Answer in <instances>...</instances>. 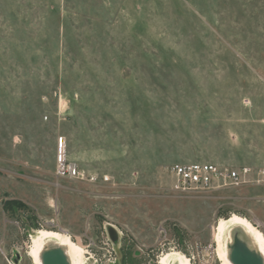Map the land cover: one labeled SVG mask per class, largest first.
Returning <instances> with one entry per match:
<instances>
[{
	"label": "rangeland",
	"instance_id": "rangeland-1",
	"mask_svg": "<svg viewBox=\"0 0 264 264\" xmlns=\"http://www.w3.org/2000/svg\"><path fill=\"white\" fill-rule=\"evenodd\" d=\"M60 135L95 182L56 177ZM192 163L264 167V0H0V264L39 229L87 264H219L232 215L264 237V185L178 194Z\"/></svg>",
	"mask_w": 264,
	"mask_h": 264
},
{
	"label": "bare ground",
	"instance_id": "bare-ground-1",
	"mask_svg": "<svg viewBox=\"0 0 264 264\" xmlns=\"http://www.w3.org/2000/svg\"><path fill=\"white\" fill-rule=\"evenodd\" d=\"M239 231L251 250L256 264H264V237L246 219L232 215L218 222L214 240L219 264H235L232 257L234 232ZM28 257L33 264H44L47 255L59 253L65 264H87L86 251L72 240L51 230L39 229L30 237ZM183 253L169 252L160 257L159 264H191Z\"/></svg>",
	"mask_w": 264,
	"mask_h": 264
},
{
	"label": "built area",
	"instance_id": "built-area-1",
	"mask_svg": "<svg viewBox=\"0 0 264 264\" xmlns=\"http://www.w3.org/2000/svg\"><path fill=\"white\" fill-rule=\"evenodd\" d=\"M55 175L59 179L87 180L95 182L94 176L85 177L74 162L67 159L66 139L58 136L55 141ZM172 190L186 196H199L222 188H237L246 184L264 185V167L232 169L208 163L177 164L170 169Z\"/></svg>",
	"mask_w": 264,
	"mask_h": 264
},
{
	"label": "water",
	"instance_id": "water-1",
	"mask_svg": "<svg viewBox=\"0 0 264 264\" xmlns=\"http://www.w3.org/2000/svg\"><path fill=\"white\" fill-rule=\"evenodd\" d=\"M234 242L232 245L231 257L235 264H256L248 244H245L241 233L234 232ZM44 264H65L64 259L59 253L47 255Z\"/></svg>",
	"mask_w": 264,
	"mask_h": 264
}]
</instances>
